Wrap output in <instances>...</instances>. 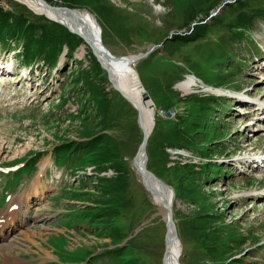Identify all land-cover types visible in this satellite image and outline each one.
Segmentation results:
<instances>
[{"label":"rangeland","instance_id":"rangeland-1","mask_svg":"<svg viewBox=\"0 0 264 264\" xmlns=\"http://www.w3.org/2000/svg\"><path fill=\"white\" fill-rule=\"evenodd\" d=\"M47 1L92 12L116 58L148 52L134 64L155 104L147 168L173 188L180 261L264 264V128L258 130L260 122L247 126L255 120L250 115L255 103L264 99V16L253 20L240 41L233 37L236 25L232 28L242 15L264 9V0ZM0 8L25 13L39 28L50 23L19 0H0ZM64 28L55 25L46 36L35 32L43 40L54 30L63 52L50 64L51 45L30 46L29 54L39 56L31 63L33 81L16 73L24 63L18 58L21 43L0 41V67L13 65L16 73L0 75V168L39 153L32 171L26 166L0 173V211L35 183L48 186L5 229L0 249L8 251L0 253V264L5 257L12 264H85L94 253L117 248L98 264H162L165 224L132 168L142 139L137 111L111 88L92 50L79 52L82 40ZM197 30L204 31L200 39L183 41L171 55L164 50L167 36ZM187 74H195L199 85L185 92L178 86L193 77ZM228 90L246 92L249 103L218 97ZM212 95L217 98L205 99ZM192 111L191 136L182 127L172 136L174 123ZM104 124L109 128L102 130ZM84 129L89 137L81 134ZM92 138L96 142L89 144ZM64 143L75 150L59 154L55 164L53 148ZM76 168L83 173L71 172Z\"/></svg>","mask_w":264,"mask_h":264},{"label":"bare ground","instance_id":"bare-ground-1","mask_svg":"<svg viewBox=\"0 0 264 264\" xmlns=\"http://www.w3.org/2000/svg\"><path fill=\"white\" fill-rule=\"evenodd\" d=\"M19 1L26 4L30 9H32L36 13L43 14L48 19H50L54 22L64 24L68 28V30H71L70 32H72L75 35H77L78 37H80L82 40V43H81L82 45L79 48V52H81L82 54H85L87 52V48H90L92 50V52H93V49H95L97 51L98 57H99V60H97V61L99 62L100 66H102L101 68L104 71H106V73L108 74L111 88L116 90V91H117V89H119L123 94L127 95L128 97L133 99L135 102L141 103L143 121L145 122V125H146L145 132L147 134V140H148L149 137L152 135V131H153V126H152V122H151V115H150L151 109L145 108L144 106H142L141 89L139 87H137V85L135 83H133L135 78H136V75H137V79L140 83L137 71L134 68V64L137 61H139L140 59H142V57H144V56L143 55H132V56L122 57V58L106 57L101 52V47L99 45L100 43H98L99 36L101 38V30H100L99 26L97 25L98 23H97L96 18L93 16L95 18V21H94L93 17L90 15V13H88L89 12L88 10L82 11V10H78V9H71V8L65 9V8H59V7L53 8L51 10L48 7H46V5H44L40 0H19ZM53 7H55V6H53ZM101 42H102V39H101ZM102 44L104 45L103 42H102ZM107 50H108V48H107ZM95 58L97 59L96 56H95ZM63 60H64V58H63ZM127 61H128V63H127ZM3 71L9 73V68L7 67L4 69L3 67H0V74H3ZM197 84H198V82H197L196 76H193V77L190 76L185 82L179 84L178 87L181 90L188 92V91H190L191 87L199 85V84L198 85ZM214 91L220 92V91H216V90H214ZM214 91H212V92H214ZM242 95L243 94L240 95L239 100L242 103H249L250 100L244 98ZM131 104L134 105L133 103H131ZM254 111H256V109ZM263 128H264V125H263V127H260L261 130H263ZM261 158H263V157H261ZM132 168L135 171V173L139 176V178L141 179V182L143 183V185L149 191V194L151 195L153 203L157 207L160 208V212H163L164 211V204H163L164 198L167 195L168 196L171 195V191L169 190V188L162 186V185L156 183L155 181H152L149 177H147L145 175H141L139 173V168H138L137 163L133 162ZM47 188H48V186L45 183H35L31 187L30 191L25 193L24 194L25 196L23 198H21L20 200H18V203L17 202L10 203L11 205L13 204L14 207L10 208L9 210H11V211L6 214V215H8V217H7L5 224L0 225V227H1L0 228V238H2L5 235L4 227H7V224H14L15 219H17V217H18V213L22 212L24 204L26 206V204L31 203V201L33 199H35V197H38L41 194H43ZM19 196H21V195H19ZM171 201H172V205H173V199ZM181 245L182 244H181L179 237L177 235V239L173 240V242H171L170 253L173 256H177L178 259L180 257L181 250H182ZM0 250H4V248L2 247V249H0ZM7 251H8V249H6L0 253H6ZM167 263L176 264V262H174V261H173V263L170 261H167ZM3 264H12V260L5 257L3 260Z\"/></svg>","mask_w":264,"mask_h":264},{"label":"trees","instance_id":"trees-1","mask_svg":"<svg viewBox=\"0 0 264 264\" xmlns=\"http://www.w3.org/2000/svg\"><path fill=\"white\" fill-rule=\"evenodd\" d=\"M198 5H200V2H198ZM195 6H197V5L195 4ZM195 6L193 5V8H195ZM22 13L21 12L17 13L14 10L4 11V10H2V8H0V41L3 43V45H6L7 44V38H10V40H14L17 43H21V45L23 46L22 47L23 50L21 52V58H24V60L27 62H29L33 57L32 53L29 54L30 53L29 48H30V46L36 45V44L40 45V47L42 46V44L51 45L52 46L51 59L55 58V56L62 49V43H59L60 37H58V34L53 30L54 34L49 35V37H45L43 40H41L39 38L36 39L34 35H35V32L38 29H40L42 36H44L47 32V29L55 28V25H59V24H57L51 20H48V22H50V23H48L45 26H41L39 28L35 23L30 24L29 20L26 19L25 15H23L25 13H23V14ZM243 16L244 15H242V17ZM242 17H240V19H238V21L233 23V24H236V25L241 24L242 21H240V20L242 19ZM119 29H120V27H119ZM120 32L123 34L122 35L123 37L127 36V34L125 33V29H120ZM203 32L204 31H202V30H197V31H195L194 34H188L186 36H181L178 34L173 35L171 39H167L164 42V50L167 52L168 55L174 54L175 52H177L180 49V46L183 43V41L188 42V41H192V40H198L203 36ZM69 33L70 32L68 31L67 34H69ZM80 41H81V39H79L78 42H80ZM103 41H104V31H103ZM68 51H70V49H68ZM205 99H209L211 101V100H214L215 98L213 97V99H212V97H205ZM104 100L105 99H101V101H99V103H101V105H102ZM121 100L124 102V104L127 106V108L129 110H132L135 112V109L131 106L130 103H128L123 98H121ZM170 100L171 99L169 98V102H170ZM156 101L160 102L158 98L156 99ZM156 101H155V103H156ZM117 113L118 112L115 111V114H117ZM193 113H194V111L188 113V115L185 116V118L183 119L182 122L174 123V125H173L174 134L172 136H174L175 133L177 131H179V128H181V127L185 130V133L188 136H191V134L193 132L192 130H194L193 126H192ZM157 123H158V121H157ZM100 128L102 130H105V129H108L109 126L104 124V125L100 126ZM169 132H170V130H169ZM90 133H91V131H88V129H84V131L82 130L81 134L85 137H89V135H91ZM166 133H168V131ZM176 137L177 136H175V138ZM150 140H151V138L149 137L148 143L150 142ZM186 141L187 142L189 141V137H186ZM95 142H96V139L92 138V139H90L89 144H94ZM78 144H81V143H76V145H78ZM61 149H63V150H61ZM73 149L75 150V148L73 146H71L70 143H67V144L64 143V145L61 144V145L56 146L55 153L56 154H62L64 156L67 153H70L71 151H73ZM88 152H90V151H88ZM88 152H86L87 155H88ZM150 153L152 154L149 147H147V154H149V156H151ZM174 188H175V191H177V187H174ZM202 247L204 249H206V246L202 245ZM115 252H117V250H112L109 253H115ZM211 254L212 253H210L207 257H209L210 260H213L214 262L217 261L215 259V256H212ZM218 261L216 262L217 264H218ZM225 264H229V263L227 262Z\"/></svg>","mask_w":264,"mask_h":264},{"label":"water","instance_id":"water-1","mask_svg":"<svg viewBox=\"0 0 264 264\" xmlns=\"http://www.w3.org/2000/svg\"><path fill=\"white\" fill-rule=\"evenodd\" d=\"M40 1L44 5H46V7H48L51 10L53 8H57L55 5H51L46 0H40ZM53 6H55V7H53ZM59 8L69 9V7H66V6H59ZM90 15L93 17V15L91 13H90ZM93 20L95 21V18L94 17H93ZM166 38H170V36H168ZM98 40H99L98 43H100L99 45L101 47V52L106 57L116 58L102 44L100 36H99ZM93 53L97 57V60H99L98 53H97V51L95 49H93ZM122 57H124V56H121L120 58H122ZM127 63H128V61H127ZM133 83H135L137 85V87H139L141 89L142 106H144L145 108L151 109V112H150L151 122H152V126H154V124H155L154 123V117H153L154 103L151 100V97H150L149 93L143 88V86L141 85V83H139V81L137 79V75H136V78H135V80H134ZM117 91L122 95L123 98H125L127 101H130L131 103H133L134 104L133 105L134 108L137 110V123H138V125H139V127H140V129L142 131V140H141V142H140V144L138 146V149H137V151H136V153H135V155H134V157H133L132 160L135 163L138 164L139 173L141 175H145V176L149 177L152 181H155L156 183H158V184H160L162 186L168 187L169 190L171 191V195L170 196L167 195L164 198V201H163L164 211L163 212H160L158 210V212L156 213V214L161 215V219L165 223L164 251H163V255H162V264H169V263H167V261H170L172 263L174 261V262H176V264H180V262L178 260V257L177 256H173L170 253V245H171V242H173V240H176L177 239V231H176V226H175L174 219H173L172 201H171L173 199V189H172V187L170 185H167L165 182H163L161 179H159L153 172H151L146 167V162H147V153H146L147 134L145 132L146 125H145V122L143 121V115H142V110H141V103L135 102L133 99H131L127 95L123 94L119 89H117Z\"/></svg>","mask_w":264,"mask_h":264}]
</instances>
